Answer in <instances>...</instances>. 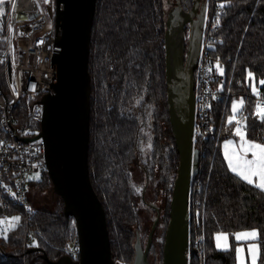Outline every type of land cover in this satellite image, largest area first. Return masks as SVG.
Returning a JSON list of instances; mask_svg holds the SVG:
<instances>
[{"label": "trees", "instance_id": "trees-1", "mask_svg": "<svg viewBox=\"0 0 264 264\" xmlns=\"http://www.w3.org/2000/svg\"><path fill=\"white\" fill-rule=\"evenodd\" d=\"M191 1L186 0V5ZM221 4L222 11L216 12ZM5 10L0 13V46ZM165 17L164 0H95L88 53L87 162L104 208L111 256L121 264H130L134 256L140 202L159 209L147 258L150 263L155 232L162 225L161 262L178 164L166 102ZM206 23L215 24L206 29L209 62L214 71L223 68L226 82L210 99L204 136L195 141L199 158L191 182L189 264H237L233 245L217 248L214 234L248 228L258 229L256 264H264V191L230 171L220 147L233 133L230 104L238 97L243 99L247 136L264 139V120L254 112L259 95L251 91L252 80L259 93L263 89L264 0H208ZM143 150L145 159L141 160ZM139 171L146 184L141 192L136 181ZM45 173L48 176L43 168L41 179L33 184L41 183ZM29 185L27 181L30 204ZM148 190L164 199L162 218L153 199L144 198ZM62 205L61 198L52 207L30 204L28 211L12 205L8 213L20 211L21 217L6 235L0 234V264H50L40 251L31 250L34 247L51 260L65 254L76 229Z\"/></svg>", "mask_w": 264, "mask_h": 264}, {"label": "water", "instance_id": "water-1", "mask_svg": "<svg viewBox=\"0 0 264 264\" xmlns=\"http://www.w3.org/2000/svg\"><path fill=\"white\" fill-rule=\"evenodd\" d=\"M95 0H54L56 43L52 56V92L43 96L41 135L46 145L45 169L53 191L62 200V212L72 216L80 250L77 260L63 254L50 264H121L111 256L106 217L88 169L89 42ZM207 4L192 0L184 9L176 0L165 17L164 72L168 118L178 164L169 198L160 264H189L190 199L192 177L198 170L195 130L194 68L203 42ZM187 38L185 40V29ZM185 49V50H184ZM155 209L141 246L138 236L130 264H150L148 251L159 218Z\"/></svg>", "mask_w": 264, "mask_h": 264}, {"label": "built area", "instance_id": "built-area-1", "mask_svg": "<svg viewBox=\"0 0 264 264\" xmlns=\"http://www.w3.org/2000/svg\"><path fill=\"white\" fill-rule=\"evenodd\" d=\"M6 4L0 46V216L12 205L28 211L27 176L45 168L46 145L39 135L43 119V96L51 93L54 78L52 56L56 33L54 0H4ZM14 5V7H13ZM221 12L220 6L215 7ZM194 68L195 130L194 141L203 137L210 99L225 86V76L214 71L206 53V29ZM264 108V98L257 101ZM245 111H236L234 124ZM65 254L77 260L80 255L76 233L65 247Z\"/></svg>", "mask_w": 264, "mask_h": 264}, {"label": "rangeland", "instance_id": "rangeland-1", "mask_svg": "<svg viewBox=\"0 0 264 264\" xmlns=\"http://www.w3.org/2000/svg\"><path fill=\"white\" fill-rule=\"evenodd\" d=\"M201 2H204L208 4V0H201ZM181 6L186 9L187 7H190L186 5V0H180ZM166 13L171 9L175 7L176 0H164ZM0 8L3 10L6 8V4L3 3L0 5ZM206 16V15H205ZM219 72H223V68L219 67ZM148 145V144H147ZM149 146H146L145 149L148 150ZM141 160L145 159V151H141ZM42 177L41 170L34 171L28 174L27 180L30 182L29 188H28V199L32 206H46V207H52L53 205L57 204L58 197L57 194L52 189V184L50 183V180H48V176L46 173L44 174V179L41 183L33 184L37 181H39ZM136 181H138L139 186V192L143 191L145 187V179L144 175L139 171L138 178H136ZM144 198L146 200H149V198H152L153 201L161 208V218L163 217L165 213L164 208V199L161 197V194L154 195V193H150L149 190L144 193ZM29 204V203H28ZM29 204V205H30ZM155 215V211L152 210L149 206L144 205L140 202L139 204V210H138V220H137V228H136V235L139 238L140 244L142 247H144L146 243L147 238V232L150 228L152 218ZM13 217H21V212H10L7 213L5 217L0 216V221H3V223H0V234L6 235L7 231L12 228V224L16 225L17 221H13L11 218ZM162 222V221H161ZM7 228L8 230L5 232L3 229ZM240 230H255L257 232L258 237V229L257 228H248V229H240ZM238 230V231H240ZM138 231V232H137ZM163 227L160 225V227L155 232V238H154V248L152 249V252L149 254V259L151 264H160V257H159V250H160V239L162 235ZM227 234V244L228 248H230L232 245L234 247V253H235V260L237 264H252L251 255L249 254V243L257 244L258 248V256H259V245L257 237L255 239H247V240H239L236 238L235 233H230L228 231H219L215 234ZM136 239V237H135ZM221 243H224V240H221ZM218 248V247H217ZM242 249L240 253H237L236 249ZM224 249V248H220ZM258 260V258H257ZM257 263V261H256Z\"/></svg>", "mask_w": 264, "mask_h": 264}, {"label": "snow or ice", "instance_id": "snow-or-ice-1", "mask_svg": "<svg viewBox=\"0 0 264 264\" xmlns=\"http://www.w3.org/2000/svg\"><path fill=\"white\" fill-rule=\"evenodd\" d=\"M4 3V0H0V5ZM14 7V5H13ZM221 8L224 7L223 4L220 5ZM3 9L0 8V13H2ZM219 21H217L218 23ZM215 26V25H214ZM249 77L252 76V73L249 72ZM261 84H264V80L260 81ZM255 90V89H254ZM243 104V101L241 100L239 103L233 104V112L235 113L238 111L240 105ZM258 115L262 120H264V109H261L258 105ZM235 119V117L229 118V123H232V121ZM237 128L236 133L241 137V145L240 148L243 149L241 153L233 152L232 155L228 156L229 160V167L230 169L239 175L243 180L247 181L249 184L255 183V186L260 188L261 190H264V144L255 143L252 141H248L245 139V134L241 131V122L237 121ZM232 142L229 141L225 147L227 148ZM252 154V159H247V153ZM253 177L258 178V183L253 180ZM13 221H18L19 217H13L11 218ZM0 223H3V221H0ZM12 227H15L14 224L11 225ZM8 229L5 228L3 231H7ZM237 239H255L257 237V232L255 230L245 233H238L235 234ZM217 247L218 248H224L226 249L228 247L227 244V234L221 233L217 234ZM224 240V243H221V240ZM237 253H240L242 249L237 248ZM249 254L251 255L252 264H256L257 258H258V249L255 245L249 246Z\"/></svg>", "mask_w": 264, "mask_h": 264}, {"label": "crops", "instance_id": "crops-1", "mask_svg": "<svg viewBox=\"0 0 264 264\" xmlns=\"http://www.w3.org/2000/svg\"><path fill=\"white\" fill-rule=\"evenodd\" d=\"M253 76H251L250 78L251 79H253L252 78ZM262 80H264V77H263V79ZM255 89V90H254ZM251 91H252V93H254L255 95H259V97L257 98V101L259 100V99H261V98H264V84H263V89H262V92L261 93H259L258 92V88H257V85H255V83H253V80H252V84H251ZM243 101V99L241 98V97H238V98H236V99H233V101L231 102V104H230V110H231V115H230V117H235V115H236V112L234 113L233 112V104L234 103H239L240 101ZM257 101H256V105H255V110H254V112L256 113V114H258V105H257ZM243 105V104H242ZM242 105H240V107L242 106ZM239 107V108H240ZM261 108V107H260ZM261 109H264V108H261ZM229 117V118H230ZM258 117H260L259 115H258ZM235 120V119H234ZM233 120V121H234ZM243 122H244V125H245V121H244V119H243ZM243 133L245 134V139L246 140H248V141H252V142H255V143H259V144H264V139H263V141H257V140H254V139H251V138H249L248 136H247V134H246V131H243ZM229 141H231L232 143L226 148L225 147V145L229 142ZM241 143H242V141H241V137L239 136V135H237V133H236V127H235V124H234V128H233V133H232V135L231 136H229V137H226V138H224L222 141H221V145H220V147H221V152H222V155H223V158H224V160H225V162H226V164H227V166H228V168H229V170L230 171H232L231 169H230V167H229V160H228V156H230V155H232V153L233 152H236V153H241L242 151H243V149H241L240 148V145H241ZM247 159H252V154L249 152V153H247ZM233 172V171H232ZM234 173V172H233ZM234 174H236V173H234ZM237 175V174H236ZM237 176H239V175H237ZM240 177V176H239ZM241 178V177H240ZM242 179V178H241ZM253 180L255 181V182H257L258 183V178L257 177H253ZM247 182V181H246ZM253 185H255V183H253ZM264 191V190H263ZM250 231H253V230H240V231H235V232H233V235H234V233L235 234H238V233H245V232H250ZM236 236V235H235ZM217 235L216 234H214V243H215V245H216V247H217ZM239 240H242V239H239ZM250 245H255L256 247H257V244H252V243H249V246ZM220 249V248H219ZM258 249V248H257Z\"/></svg>", "mask_w": 264, "mask_h": 264}, {"label": "flooded vegetation", "instance_id": "flooded-vegetation-1", "mask_svg": "<svg viewBox=\"0 0 264 264\" xmlns=\"http://www.w3.org/2000/svg\"><path fill=\"white\" fill-rule=\"evenodd\" d=\"M186 38H187V30L185 29V40H186Z\"/></svg>", "mask_w": 264, "mask_h": 264}]
</instances>
